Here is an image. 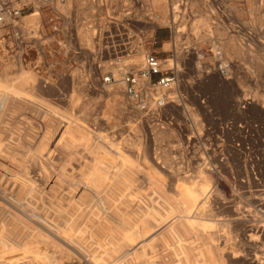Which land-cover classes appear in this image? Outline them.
<instances>
[{"label": "rangeland", "instance_id": "obj_1", "mask_svg": "<svg viewBox=\"0 0 264 264\" xmlns=\"http://www.w3.org/2000/svg\"><path fill=\"white\" fill-rule=\"evenodd\" d=\"M24 2H29L23 10L24 22L47 20L53 10L68 17L71 14L74 20L69 24L77 32V38L70 39L67 46V58L59 52L55 38L49 36L45 49L50 50V55L42 63L41 57L36 60L41 72H36L34 63L27 62L22 68L30 71L34 79L28 75L21 79L24 88L18 84L19 78L10 79L15 86L8 82L13 87L14 102L10 108L14 112L3 118L8 121L3 127L8 126V133L1 128L0 139H12L15 151L23 147L29 150L33 139L45 148L40 147L39 154L36 152L39 160L32 157L27 165L22 163L25 171L30 166L36 174L42 172L40 160L49 166L46 174L53 184L44 189V205L52 201L64 203L65 211L73 214L69 218L71 224L108 230L105 234L112 238L111 249L119 253L128 251L127 254L132 253V248L118 236L132 230L145 235L150 227L151 232L146 235L149 233L148 238L154 240L163 234L161 219L174 217L176 210L188 209L187 202L177 201L178 181L170 178L167 170L179 171L181 180L184 177L192 191L198 187L192 174L202 173L218 203L229 199L231 178L243 180L242 184L234 183L243 196L235 192L237 198L234 196L231 201L234 204H228L242 207L240 212L251 216L253 223L256 217L263 219L246 198L253 193L254 197L260 195L264 199V0H50L48 7L44 0H15L19 6ZM72 4L74 8L69 14ZM65 5L67 11L63 12ZM30 15L33 18L27 21ZM156 15H160L157 25ZM157 33L166 37L161 39ZM231 39L234 48L248 51L249 58L224 47ZM149 53L158 57L163 73L172 67L176 79L170 91L173 93L158 87L159 75L146 82L139 80L136 93H127L123 77L138 74ZM8 54L0 51V81L4 83L3 76H12L20 68ZM256 60L262 66L259 73ZM225 68L227 74L220 75L218 70ZM241 72L250 73L246 82ZM235 76L242 80L238 86H234ZM167 94L173 101H169ZM159 95L165 99L162 105L156 101ZM72 101L78 104L69 105ZM215 156L223 166L212 161ZM223 174L230 183L224 181ZM143 199L152 202V211L142 207ZM212 204L217 214L205 218L208 229H213L216 236L229 231L237 237L241 234L236 237L241 246L234 250L242 256L234 264H256L257 261H251L255 256L264 263L263 235L255 227L249 229L241 223L232 228L218 221L219 217L228 218L230 210ZM208 251L198 252L201 259L186 264H226ZM140 255H132V261L158 264L153 257Z\"/></svg>", "mask_w": 264, "mask_h": 264}, {"label": "bare ground", "instance_id": "obj_2", "mask_svg": "<svg viewBox=\"0 0 264 264\" xmlns=\"http://www.w3.org/2000/svg\"><path fill=\"white\" fill-rule=\"evenodd\" d=\"M63 7H64L63 12H66L67 11V9H65V8H67L66 5ZM91 8H92V6H90V9ZM170 10H171V14H172V11H173L172 6H171ZM83 12H85V11H83ZM34 13L37 14V12H34ZM24 18H25V16H24ZM32 18H33V16L30 15V16H27L26 19H27V21H30V20H32ZM35 18H37V16ZM159 18H160V15H156V17H155V20H156L155 24L156 25H157ZM31 22H28V24L29 23L31 24ZM177 23H178V21H177ZM169 26H171V25H169ZM179 26H180V24H179ZM88 30H85V31H88ZM90 32H92V31H90ZM220 32H221V30H220ZM88 38H89V35H88ZM224 38H225V36H224ZM226 38H227V36H226ZM234 43H235V41H234ZM225 46L227 48H230L235 54L247 55L248 58L250 56L248 51H245V50L243 51V50H241V48L240 49L234 48V45L232 44V39L230 41H228V43L226 42L224 47ZM120 50H121V48H120ZM236 63H237V61H236ZM236 63H235V65H236ZM222 64H224V63H222ZM240 68H242V67H240ZM261 68H262V66H260L259 61H257V72L256 73H259L260 70H262ZM243 69H244V67H243ZM218 73L220 75H222V74L226 75L227 70H226V68L223 69L222 71L218 70ZM244 73H242L240 75H243ZM27 75L34 79L32 73L30 71L25 70L22 67H20L18 70H16L15 74H13L12 76H9V77L3 76L2 77L3 80L6 81V83L0 81V129L5 126L4 122L7 121L5 119L3 120V118L6 116L8 117L7 114L14 112L11 110L12 108H10L14 102V100L12 98L13 97L12 96L13 87L11 85H9L8 82H12V80H10L11 78H15V79L19 78V80H18V84H19V83H21V79L25 78V76H27ZM111 75H113V73ZM248 77H250V73H249V75L244 74L242 79L243 78L246 79ZM229 80H228V82H229ZM247 80L248 79H246L244 81L246 82ZM121 82L123 83V81H121ZM233 82L235 83V85L233 83L234 86H236V85L238 86L242 83V80H241L240 76H237ZM246 84H248V83H246ZM12 85L15 86V83L12 82ZM43 86H44V84H43ZM21 88H24V85H22V83H21ZM167 91H169V93H173V92H170V91H173V87L171 86ZM168 96L169 95L167 94V97ZM160 97H161V95H159L158 98H160ZM168 99H169V97H168ZM169 101H173V100H171V98H170ZM73 102L74 101L70 102L69 105H71V103H73ZM74 103L76 104V102H74ZM160 104H164V100H161ZM74 107H75V105H74ZM70 108H71V106H70ZM9 117H11V116H9ZM11 118L13 119L14 115ZM190 119H191V117H190ZM13 120H11L10 122H12ZM7 123H8V121H7ZM193 124H196V123H193ZM7 125H9V124H7ZM5 128H6L7 133H8V126H6ZM5 128H3L2 130L4 131ZM9 129H10V127H9ZM160 132H163V131L160 130ZM169 134H171V133H169ZM4 136H5V134H4ZM11 140L12 139H0V170L4 169V171H0V264H77V262H79L78 264H139L138 262L132 261V255L133 256L136 255L135 257H137L140 254L146 255L149 258L153 257L154 260H157L158 264H186V263H190L193 261L194 262L199 261L201 258H199L197 256L198 252L205 250V249H208L209 251H211L215 256L221 257L220 259H223V262H225L226 264H234L238 261V258L240 259V257L242 256V254H240L239 251L234 250L235 247L241 246V244H240L241 240L237 239L238 237L241 236V234H240V236L237 237V235L234 236L233 231L232 232L229 231V232H225V233L220 232L219 233L220 235L216 236L215 234L212 233L213 229L211 231L209 230L210 228L208 229V227H209L208 224L207 225H206V223L204 224L205 218L207 216H214L215 214H217V212H215V209H214V206L212 203L220 204L221 208H224V209L227 208L230 210L229 215H227L228 218L219 217V219H217L218 221L224 222L226 225L230 224L231 226L232 225L235 226L238 224L240 225L242 223L244 226H246L249 229H252L253 227H255L259 231V233L263 235L262 237H264V220H263L264 219V217H263L264 212L261 211L263 209H260V206H262L264 204V199L260 195H258V198H257V197H254L252 195L253 193L250 194L251 193L250 192L249 193L250 195L246 198V200L248 201L247 203H249V206L251 205L254 208H257V211L259 213H261V216L263 217V219H261V220L260 219L256 220V218H257L256 217L255 221H254L255 223H253L252 219H249V218H251V216L248 217V216H246L240 212L239 209L241 208L243 210L242 207L237 208L235 205H234L235 206L234 207L233 205L228 204L229 202L231 204L233 203L231 201H232L234 196H235V198H237V196L235 195V192L238 195L243 196V194L240 193V191L238 192L236 187H234V183L237 182L236 179L231 178V182L233 183V184H231L228 180V176L223 174V177L225 179L224 181L230 183L229 186L231 189H230V194L228 196L229 199L219 201L220 203H218V202H216L215 198H212L213 196H215V192L213 193V192L209 191V188H208L209 182L206 180L205 176L202 175V173H201L202 176L200 175L199 172H197V174L195 173L196 175H194V176L192 174V179H196V181L198 183L197 190L192 191L190 188H188L187 183L184 180L183 176H182L183 179L181 180V177L178 174L179 171L172 172V170H167L166 172H168V171L170 172L169 177L172 179L176 178L177 179L176 181H178V185L176 184V186H177V190H178V196L180 198H178V199L176 198L177 201L180 199L179 201L184 200V204H185V202H187V204H188L187 208L188 209L183 208V210H181V209L176 210L177 211L176 213L169 211L170 214L173 213L174 217H172V218L165 217L163 220L162 219L160 220V221H162V225L164 228V229L162 228V230H164V231H163L162 235L155 236L156 238L154 237L155 238L154 240H150L149 239L150 237L148 238L149 233L146 235L147 231H149L148 229L151 230L150 227L147 229V231L145 230L146 232L143 230L145 232L143 234H145V235H142L140 232H138L139 230L137 232H132L133 230L132 231L127 230L128 233L123 234L121 237H119L118 235H120V234L117 233L118 234L117 236H118L120 241L131 246L130 248H132V253L127 254L128 251H126V253L116 252V251L112 250L111 249L112 247L109 245V243H112V238L107 237V234H105V232L107 233L108 230H105V232H103V230L100 228H96V227L94 228V225L92 227H84V226H76L75 223H73L75 225L74 226L73 224H71L69 222V218L73 217L72 216L73 214L70 215V213H67V211H65L67 206L64 203H61L58 201H52L51 203L49 202L48 205H44L43 202L47 198V197H45L44 189L50 188L53 184V181H50V179L48 178V176L46 174L50 170L49 166H46L43 163V161L40 160L39 166L41 167L42 172L36 174L34 168L27 166L28 171H25L23 168V165H22L23 162H25V164L27 165L28 164L27 161L30 160L32 157H34L36 160H39V158H37V156H36V152H37V154H39L38 153V152H40L39 149H40V147H42L41 143L39 141H36L37 139L36 140L33 139L29 143V150L26 149L25 147H23V149H16V151H18V152H16L15 151L16 147H14V144L12 143L13 140L12 141ZM16 142H19V141H16ZM42 148H44V147H42ZM47 148H49V147H47ZM49 151L51 152V150H49ZM41 153H43V152H41ZM38 156H40V155H38ZM42 156H43V154H42ZM51 157H52V155H51ZM166 158L168 159V157H166ZM58 161H59V159H58ZM212 161L217 162L216 156L214 159H212ZM217 163L222 164V166H223V163H221L219 161ZM59 164H60V162H59ZM35 166H37V165H35ZM214 166H217V164H214ZM165 170H166V168H165ZM8 172L12 173V174H9ZM217 173H220V172L217 171ZM245 173L247 174L246 175L247 178L248 177L250 178V175L248 174V172L245 171ZM228 174H229V172H228ZM251 174L254 175V173H251ZM55 175L56 174H54V177H55ZM237 176H239V175H237ZM240 178H242V177H240ZM51 179H54V178H51ZM55 180H57V179H55ZM55 180H54V182H55ZM243 182L244 181L241 180V181L237 182V184L239 185V184H242ZM55 185H57V184H55ZM176 186H175V188H176ZM175 188H174V190H175ZM47 191H50V190H47ZM209 192H210V194H209ZM49 193L51 194L52 192L50 191ZM53 197H54V195H53ZM52 199H54V198H52ZM63 202H64V200H63ZM142 202H145V200L143 199ZM146 202L142 205V207L148 211H150V210L152 211V209H153L152 208V202H151V204L146 203ZM254 202L256 204H254ZM111 203H113V201ZM69 205H68V208H70ZM81 206L83 207V205H81ZM163 206L167 207V205L164 203H163ZM71 207H72V205H71ZM160 207H162V206H160ZM93 208L95 209V207H93ZM262 208H263V206H262ZM73 209H71V210H73ZM86 209H88V208L85 207V210ZM114 209H117V207H115ZM9 210L16 211L17 214L16 215L11 214V212ZM71 210H68V212H71ZM99 210H101V209H99ZM159 210H160V208H159ZM91 211H93V210H91ZM93 212H95V211H93ZM166 212H165V214H166ZM250 212H251V209H250ZM110 213H111V211H110ZM113 213H115V212H113ZM95 214H97V212ZM107 214H109V213H107ZM69 215H70V217H69ZM100 215H102V213ZM133 215H135V214H133ZM110 216H112V215H110ZM114 216H116V215H114ZM119 216H123V215H119ZM105 217H107V216L105 215L104 218ZM97 219H99V218H97ZM152 219H153V217H152ZM136 220H140V219H136ZM93 221H95V220H93ZM93 221H91V223ZM101 221H103V219ZM145 221L148 222L147 220H145ZM149 221H150V218H149ZM107 222H108V220H107ZM140 222H141V220H140ZM151 222H150V224H152ZM103 223L101 222L100 225H103ZM145 223H143V224H145ZM153 223H154V221H153ZM95 224H97V223H95ZM107 225L108 224H106L105 227H107ZM162 225H161V227H162ZM87 226H89V225H87ZM103 226H100V227H103ZM137 226H138V224H137ZM148 226H150V225H148ZM233 226H232V228H233ZM219 227H218V229H219ZM141 228L142 227H140V231L142 232ZM143 229H145V228H143ZM223 230H221V231H223ZM230 230H231V228H230ZM257 230H256V232H257ZM112 231H111V233H112ZM154 231H155V228H154ZM154 231H152L153 234H156L157 232L154 233ZM113 232H117V231H113ZM123 232H125V231H123ZM149 232H151V231H149ZM120 233H121V231H120ZM241 233H243V232H241ZM150 236L153 237V235H150ZM143 243H145V245H144L145 247L143 246ZM230 249H232V250H230ZM142 255H140V256H142ZM135 257H133V258H135ZM209 260H211V259H209ZM251 261H255V262L257 261L256 264H264L263 261L258 259L256 256H255V260H251Z\"/></svg>", "mask_w": 264, "mask_h": 264}, {"label": "built area", "instance_id": "obj_3", "mask_svg": "<svg viewBox=\"0 0 264 264\" xmlns=\"http://www.w3.org/2000/svg\"><path fill=\"white\" fill-rule=\"evenodd\" d=\"M44 2V6L50 5L46 4L50 3V0H44ZM28 4L29 2H24L19 6L15 4V0H0V51L9 52L8 55L18 67H22L27 62L34 63L33 68L39 73L41 72L40 66H38L40 63L36 64V60L41 57L40 62L42 63V60L50 55V50L45 49L48 46L47 39L49 36L55 38L59 52L63 54L64 58L70 54V48L67 47L70 45V39L77 38L76 30L69 24L74 20L70 16L74 6L72 4L69 17L52 10L47 20L39 18L28 24L23 21L25 16L23 10ZM75 40L74 42H76ZM33 54L36 55L35 59L31 58ZM161 67V62L155 54H147L138 74L128 73L123 77L122 80L126 84L127 93L135 94L139 80L142 79L146 82L147 79L155 75H159L156 82L158 87L169 89L175 83V74L172 72V67L165 70V73ZM168 70L171 72L168 73ZM108 79L106 78V80ZM160 99L165 100L159 98L157 100L159 104Z\"/></svg>", "mask_w": 264, "mask_h": 264}, {"label": "crops", "instance_id": "obj_4", "mask_svg": "<svg viewBox=\"0 0 264 264\" xmlns=\"http://www.w3.org/2000/svg\"><path fill=\"white\" fill-rule=\"evenodd\" d=\"M157 36L159 37V38H161V39H164L166 36L164 35V34H162V33H157Z\"/></svg>", "mask_w": 264, "mask_h": 264}]
</instances>
